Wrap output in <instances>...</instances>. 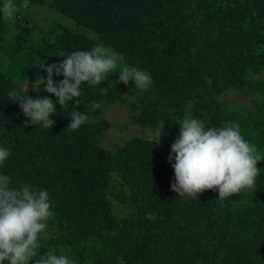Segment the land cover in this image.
Listing matches in <instances>:
<instances>
[{
  "label": "trees",
  "instance_id": "16d2710c",
  "mask_svg": "<svg viewBox=\"0 0 264 264\" xmlns=\"http://www.w3.org/2000/svg\"><path fill=\"white\" fill-rule=\"evenodd\" d=\"M12 2L13 17L0 12V147L10 153L0 174L14 187L49 192L52 215L33 260L53 252L75 264H119L121 256L124 264H264V160L257 163L255 192L220 199L216 190L179 196L172 190L175 156L170 161L166 154L188 117L205 127L238 124L264 158V0ZM32 8L57 11L74 26L54 17L31 24L20 13ZM98 44L149 73L152 85L125 86L119 75L113 86L83 82L67 107L55 104L50 129L26 124L8 92L27 87L29 97L55 103L40 84L47 73L39 66ZM63 79L53 75L57 84ZM233 92L238 101L228 98ZM76 99L75 110L88 119L69 130ZM94 102L100 107L93 110ZM114 104L129 106L130 122L156 130V138L104 146L112 126L104 114Z\"/></svg>",
  "mask_w": 264,
  "mask_h": 264
},
{
  "label": "clouds",
  "instance_id": "9594fccd",
  "mask_svg": "<svg viewBox=\"0 0 264 264\" xmlns=\"http://www.w3.org/2000/svg\"><path fill=\"white\" fill-rule=\"evenodd\" d=\"M27 7V4L24 5ZM0 12L6 17H13L17 5L12 0H5ZM59 64L39 66L47 73L46 79H40L44 90L54 95V101L48 97L33 99L29 97L27 87L23 93L9 91L8 100L18 104L28 118L26 124H41L50 129L54 123L51 118L56 112L55 104L67 107V102L81 95L83 82L99 85L102 80L117 72L118 82L127 86L129 81L140 89L149 88L153 81L149 73L124 63L123 54L102 44L93 46L88 51H75L65 55ZM63 75L58 84L53 75ZM79 99L71 112L69 130L79 129L88 119L79 107ZM92 109L100 107L98 102L91 105ZM180 132L171 146L175 154L172 165L175 183L172 190L179 196H193L205 191L216 190L218 197L224 199L243 189L255 192V181L258 175L257 163L264 158L257 153L255 146L250 145L241 135L238 124L226 123L220 128L205 127L196 118L185 117L180 123ZM163 127V126H162ZM159 137L161 135V130ZM159 137L157 143L159 142ZM10 155L9 151L0 147V163ZM173 157L170 155L169 160ZM50 196L45 189H37L30 185L14 187L7 174H0V264H75L66 255L53 252L37 256L38 235L46 229V221L52 215ZM119 264H124L123 257H118Z\"/></svg>",
  "mask_w": 264,
  "mask_h": 264
},
{
  "label": "rangeland",
  "instance_id": "374dc122",
  "mask_svg": "<svg viewBox=\"0 0 264 264\" xmlns=\"http://www.w3.org/2000/svg\"><path fill=\"white\" fill-rule=\"evenodd\" d=\"M45 9L47 13L41 12L40 8H32V9H29L28 11L22 10L20 15L30 17L29 20L31 24H34L35 21L39 20L38 26H41L43 18H45L48 22L51 19L50 17H54V19L56 20V23L61 24L63 26H67V27L74 26V23L72 20L60 14L59 12L54 11V10L52 11L47 8ZM39 10H40V13H38L39 14L38 16L32 15L33 13ZM106 47H109L110 49H112L110 45H107ZM119 70L120 69H118V67L117 69H115V71L117 72ZM117 72L111 73L108 76V78L105 79V83L107 86H113L116 83L117 75H119ZM240 96H241L240 94L233 92L228 98H231V100L238 101L240 99ZM123 105L124 106L120 108L121 105L114 104L105 111V114H104L105 119L110 121L112 126L108 129V132L106 133L102 141L103 145L108 148L115 149L116 146L123 144L127 139L134 137V136L156 138V132H154L156 130L151 129V128L148 129V128L138 126L136 124H132L130 122V115H131L130 108L129 106H126V104H123ZM164 139H170V138L166 137ZM166 154L169 156L170 155L175 156V154L171 152V145L169 144V141L167 142ZM114 211L115 213H117L116 209H114Z\"/></svg>",
  "mask_w": 264,
  "mask_h": 264
}]
</instances>
